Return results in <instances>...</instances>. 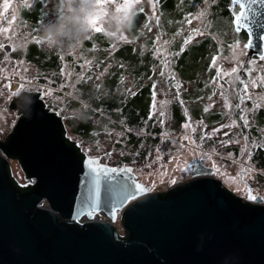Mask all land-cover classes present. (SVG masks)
Here are the masks:
<instances>
[{"label":"rangeland","instance_id":"374dc122","mask_svg":"<svg viewBox=\"0 0 264 264\" xmlns=\"http://www.w3.org/2000/svg\"><path fill=\"white\" fill-rule=\"evenodd\" d=\"M105 2L115 4L116 0ZM134 2L136 17L130 30H125L119 38H109L104 35V26L99 25L103 31L91 34L92 38L88 39L91 45L87 46L84 41L77 50L69 54L48 50L42 43L35 42L39 39L42 22L56 7V0H36L35 3L32 0H7L9 8L4 13L7 19L0 21V28L9 29L8 32H0V74H3L6 81L5 84H0V141L11 131L17 119V112L8 106L14 96L12 93H16L23 86L22 82L33 81L46 106L62 117L65 135L76 141L87 158H95L96 164H105L117 170L123 166L131 167L135 179L146 187L147 192L162 193L187 180L194 164L200 162L211 167L212 175L236 196L254 202L255 199L248 198L251 189L252 196H260L264 202V148L251 147L264 139L258 131L264 128V83L261 82L264 80V61L259 57L249 59L247 55L241 54L242 51L247 52V49H243L246 43L244 36L238 38L239 47H234L233 50L223 49L217 55L211 73H208L209 67L201 64L203 61H210L211 64L212 55L209 54L204 59L197 57L195 67L198 71L194 80L192 79L197 85L195 91L189 81L172 73L175 53L172 47L177 49L179 46L203 45L211 37L221 42L212 32H217L218 35L224 30L233 32V27L230 29L227 23L230 16L229 3L224 15L218 0ZM4 3L5 0H0V5ZM36 4L42 5V12H39L41 17L37 25L30 26L32 24L24 18L21 9L25 8L26 12H31ZM236 10L238 11L237 7ZM13 17L14 22L9 24L8 21H12ZM189 19L191 23L187 22ZM133 30L139 33L136 37L131 34ZM195 30L203 32L204 35H198ZM190 36L193 37L192 42L185 45L184 41ZM238 36H243V33ZM103 41L108 42L109 46L105 47ZM34 43L45 52L47 58L53 54L59 56L58 72L43 69L26 58L29 46ZM3 44L11 45L9 52L2 49ZM121 44L132 45V51L142 57L152 55L155 61L151 68L152 73L136 70L140 66L137 61L130 62L132 67L125 63L118 67V61L113 55L111 57V54L116 46ZM61 56L64 58L61 59ZM99 57H103L104 61L100 62ZM86 61H90L91 65ZM249 61L254 63L249 65ZM233 67L238 70L243 68L247 76L240 79L238 72L232 74ZM132 68L139 84L130 74ZM217 69L220 70V77L216 83H211ZM162 71L163 77L160 75ZM225 73L229 75H224ZM172 75L175 78L170 87L165 81ZM10 77H16L17 80L11 83ZM145 79L151 80L152 83L145 91L152 90L153 83H156L155 97L152 96L151 104L144 108L147 119L151 121L145 125L138 122V125L134 124L137 127H133L126 123V116L110 112L107 109V101L115 100L116 107L121 111L129 101L132 103V97L135 96L132 94L146 82ZM241 81L247 83L246 91ZM112 82H115V85L110 88ZM86 85L95 89V96L104 97L96 103L99 110L93 109L96 113L88 116L85 113L89 106L81 101L88 100L84 95ZM177 85L179 98L176 95ZM26 88L29 89L28 86ZM237 89L245 101L239 110L235 107L238 103ZM185 91L189 93L185 94ZM140 93L141 91H138V94ZM146 95L149 97L148 93ZM209 96L212 97L211 100L208 99ZM175 101H179L180 107H175L176 104L172 106ZM204 108L209 111L205 112ZM255 109H259L258 112L253 111ZM161 112L164 113L163 116ZM238 113L246 116L248 127H244ZM183 114L184 120L177 121ZM160 120L164 123L161 124ZM233 120L236 121L235 125ZM85 121L91 127L89 134H83L78 129ZM148 126L159 130L158 134L151 136L157 135V138H145ZM214 128H220V131L213 132ZM205 133L210 134L211 139L206 137L201 140L200 137ZM225 133L228 135L225 136ZM132 134L143 136V139L134 145L130 142ZM7 161L12 175L23 181L25 177L17 160L7 158ZM116 222V226H123L121 222Z\"/></svg>","mask_w":264,"mask_h":264},{"label":"water","instance_id":"95a60500","mask_svg":"<svg viewBox=\"0 0 264 264\" xmlns=\"http://www.w3.org/2000/svg\"><path fill=\"white\" fill-rule=\"evenodd\" d=\"M248 15L250 58L264 54V0ZM238 74L247 76L243 68ZM8 106L17 119L0 141V264H264L260 196L254 202L236 196L197 162L187 180L162 193L147 192L129 166L100 171L82 201L86 162L96 159L65 135L62 117L37 90L22 88ZM7 158L34 184L19 183L11 173L16 186ZM117 210L125 236L111 223ZM97 212L110 221L93 218Z\"/></svg>","mask_w":264,"mask_h":264},{"label":"trees","instance_id":"16d2710c","mask_svg":"<svg viewBox=\"0 0 264 264\" xmlns=\"http://www.w3.org/2000/svg\"><path fill=\"white\" fill-rule=\"evenodd\" d=\"M58 3V0H56ZM219 3L222 8L223 11L221 12L222 14L225 15L226 12V6L229 3V0H218ZM216 7V5H215ZM25 9V8H24ZM27 10L25 9L24 11H21L24 14V18L30 22L32 25H37L38 21L40 20V15L39 12H42V5H38L36 4V6L34 7L33 11L31 12H26ZM137 24H139V21H137ZM219 32V31H218ZM216 37H218L220 39L221 42H217L215 41L212 37L211 39H209V41H207L206 43H204L203 45H198V46H189V47H184V52L182 53V55H180L179 57H176L175 55L173 60H174V65H173V69H172V73H175L178 75V77L180 76L182 79L189 81L190 84L193 86V91H195V87L197 86L196 84L193 83L192 79L194 80V76L196 74V72L198 71L196 64H197V57H203V59L205 57H208V55H218L221 53L220 49H227V47L225 46L227 43H233L238 39V38H244V36L246 37V33L244 30H242L239 34L243 33V36H238V34H233V32L231 30H227L225 32V30L221 33V35H218L217 32H212ZM133 35V37H136L139 33L135 30L132 31L131 33ZM224 34V35H223ZM245 34V35H244ZM104 39V35H102V39ZM104 42V46L108 47L109 43L106 41ZM85 44L87 46L91 45V41L87 40L85 42ZM133 47L132 45H128V44H121L116 46V48L114 49V51L111 54L116 58V60L118 61V63L116 64L118 67L122 65V63H125L127 66L132 67L130 62H138L140 66H138V68L136 70H140V72L143 73H147V74H151V68L153 66V63L155 62L154 59L152 58V55L147 54L145 56H141L140 54L132 51ZM172 49L175 52H178L181 47L179 46L177 49H174V47H172ZM201 51V53H200ZM9 52V51H8ZM211 56V57H212ZM258 58L256 55H252V58ZM26 58L29 61L35 62L36 64H38L41 68L43 69H48V70H54L56 72H58L59 68H60V64H59V56L56 54L51 55L49 58L46 57L45 52L40 50V47L34 43L33 45L29 46L28 52L26 53ZM251 58V57H250ZM249 58V59H250ZM248 59V60H249ZM100 62L104 61L103 57H99L98 59ZM202 65H206L207 67H209L210 65V61H203ZM197 69V70H196ZM134 68H132L131 70V75L133 77V79L139 84L138 80L136 79V77L133 75L134 73ZM200 72H202V69H200ZM208 73H211V70H209ZM146 80V79H145ZM138 84L137 87H138ZM152 85L151 80H146L145 83H143L142 85L139 86V88H137L135 91V96L132 97V103L131 101H129L124 107L123 109L120 111L118 110V107H116L115 105V100H108L107 101V109L111 112H118L119 114H122L124 116L127 117V124L129 125H138V122H140V124L145 125L146 122H149L151 120L147 119V115L145 114V110L144 108L148 107L149 104H151V98H152V94H151V90L149 91H145L148 90L146 89V87L148 85ZM115 85V82H112L110 85V88H112ZM144 86V88H142ZM86 91H84V95H86V97H88V100H81L82 102H85L88 104V108L87 111L85 113L86 116L92 114V113H96L93 109L95 110H99L98 106H97V102L101 101L104 97L102 96V98H99L97 96H95V93H93V91H95V89H91L89 88L87 85L84 86ZM21 89V87L19 88ZM138 91H141L140 94H138ZM17 92V91H16ZM149 94V97L146 94ZM185 94H188V91L184 92ZM97 94V93H96ZM133 96V95H132ZM176 104V105H175ZM175 105V107H180L179 105V101H175L172 106ZM105 111V110H104ZM180 117V115L178 116V118ZM175 117V119H178ZM184 120V114L182 117H180L179 120L177 121H183ZM79 131L83 134H89L91 130L90 124L85 121L82 122L81 125H79ZM147 133L144 135L145 138H157V135H153L152 134H158L159 130L154 129V128H149L147 129ZM143 137V136H142ZM142 137H138L137 135H131L130 136V142L134 145H136L140 140H142ZM142 138V139H141ZM7 169H8V175L10 180L17 185V183L15 182V180L13 179L11 172L9 170V166L7 164Z\"/></svg>","mask_w":264,"mask_h":264},{"label":"clouds","instance_id":"9594fccd","mask_svg":"<svg viewBox=\"0 0 264 264\" xmlns=\"http://www.w3.org/2000/svg\"><path fill=\"white\" fill-rule=\"evenodd\" d=\"M136 17L135 2L123 0L108 4L105 0H58L54 10L40 27L39 39L48 50L74 52L92 34V21L104 26L106 37L119 38L130 30Z\"/></svg>","mask_w":264,"mask_h":264},{"label":"snow or ice","instance_id":"6c2138e0","mask_svg":"<svg viewBox=\"0 0 264 264\" xmlns=\"http://www.w3.org/2000/svg\"><path fill=\"white\" fill-rule=\"evenodd\" d=\"M33 3L36 2V0H32ZM42 2V0H41ZM131 2V0H123V3L125 5H128L129 3ZM213 2H215V0H213ZM257 2V0H229V12H230V16H229V19L227 21L228 23V26L229 28L231 29L232 25H235V28L233 30V34H239L241 32V30H247L248 29V26H249V15L248 13L249 12H252V5L255 4ZM239 6V10L237 11L236 10V6ZM9 8V4L7 3V0H5V3L3 5H0V21H3V20H6L7 17L4 15V13L7 12ZM246 8H247V11H246ZM253 15H255V13H253ZM15 20V17H13L12 21H8L9 24L13 23ZM188 23H191L192 21L189 19L187 21ZM92 24H93V28H92V33H100L103 31V29L99 26V24L97 23L96 20H93L92 21ZM9 29L8 28H0V32H8ZM197 32L198 35L200 36H203L204 33L199 31V30H195ZM91 35L88 39H91ZM213 39H215V37H213ZM193 40V37H189L188 39H186L184 41V44L185 45H188L192 42ZM36 43H41L40 39H36L35 40ZM165 43H167V41H165ZM252 45V40H251V33H249V40L247 43H245L243 45V49H248L249 47H251ZM229 50H233L234 47H239L240 46V41L237 39L234 44L233 43H227L225 45ZM184 47H181V49L178 51V52H175L173 53V55H175L176 57H179L180 55H182V53L184 52ZM220 51L222 52L223 51V48L220 49ZM69 54H71V52H69ZM242 55H247V52L246 51H242L241 53ZM61 59H63L64 57L61 56L60 57ZM259 59L261 61H264V55L260 56ZM212 63L209 65V70H211V68L215 65L216 63V60H217V55H213L212 58ZM86 63L90 66L91 65V62L90 61H86ZM254 61H249L248 64L251 65L253 64ZM122 66V65H121ZM239 70L238 68L236 67H233L231 72L232 74H235L237 73ZM220 70L217 69V73H216V76L212 77L211 78V83H216L217 82V79L218 77H220ZM250 74V73H249ZM160 75L163 77L164 76V72L162 71L160 73ZM224 75H229V73H225ZM262 76H264V73H262ZM83 78V77H82ZM174 75L172 76H169L166 78V83L169 84V86L171 87L172 86V81L174 80ZM89 79H91V77H89ZM123 79V78H122ZM149 79H151V77H149ZM262 83H264V80L261 81ZM242 84H244V90L246 91L247 90V83H245L244 81H241ZM23 86H21V89H22ZM177 87V98H179V85L176 86ZM21 89H18L16 93H12V95H17L19 93V91ZM155 89H156V83L154 82L153 83V86H152V90H151V94L153 96V98L155 97ZM2 94V93H0ZM46 94H51V93H46ZM132 95H135V93H133ZM237 96H238V103L236 104V109H241V105L244 104V99L243 97L240 96V90L237 89ZM197 99H202V98H197ZM209 100L212 99L211 96L208 97ZM181 103H183V101H181ZM259 109H255L253 111H257L258 112ZM204 111L207 112L209 111L208 108H204ZM244 111H247V110H244ZM239 114V113H238ZM164 113L161 112V116H163ZM149 119H151V116L149 117ZM239 119L243 122V125L244 127H248L249 126V121L248 119L246 118L245 115L243 114H239ZM161 124L164 123L163 120H160L159 121ZM233 125L236 124V121L233 120ZM185 127H190V125H185ZM193 131H195V129H193ZM220 131V128H214L213 129V132H219ZM258 131L260 132L261 134V137L264 138V128H260L258 129ZM228 133H225V136H227ZM208 138V139H211V136L210 134L208 133H205L204 135H202L200 137L201 140H204L205 138ZM185 139H187V137H185ZM247 139V137H246ZM251 147L253 148H256V147H259V148H264V139L261 140V142L259 144H252ZM95 164V161L92 160V159H89L87 162H86V165H87V171L85 172L84 174V178L82 180V188H83V191H82V195H81V199L82 201H87L88 199V196H89V190H90V180L91 182L95 183L96 182V177H98L99 175V172L100 171H104L105 174H107L108 171H116L115 169H99V168H93L92 165ZM136 188L137 190H141V186L140 185H136ZM98 194V193H97ZM248 198L249 199H256V197L252 196L251 194V189H249V193H248Z\"/></svg>","mask_w":264,"mask_h":264},{"label":"built area","instance_id":"2783aa9c","mask_svg":"<svg viewBox=\"0 0 264 264\" xmlns=\"http://www.w3.org/2000/svg\"><path fill=\"white\" fill-rule=\"evenodd\" d=\"M17 80V78L15 77V79L13 78V77H10L9 78V81L11 82V83H13L14 81H16ZM13 81V82H12ZM5 79H4V77H3V74H0V84H5ZM22 84H23V86L24 87H29V89H34V90H37V88L35 87V82H33V81H31V82H26V81H24V82H22ZM19 183H29V184H34V182H35V179L33 178H31V179H29V180H26V179H24L23 181H20V180H17ZM96 215H99V216H101L100 218H95V216ZM93 218H95V219H106V220H109V218H107L103 213H101V212H97V213H95L94 215H93ZM121 218H122V211L121 210H117L116 211V218H115V220L113 221V222H111L112 224H113V226L116 228V231H117V233L120 235V236H125L126 235V233L124 232V227L123 226H121V227H118V226H116V225H118V224H116V221H118V222H121L122 223V221H121ZM110 221V220H109Z\"/></svg>","mask_w":264,"mask_h":264},{"label":"flooded vegetation","instance_id":"af4514ba","mask_svg":"<svg viewBox=\"0 0 264 264\" xmlns=\"http://www.w3.org/2000/svg\"><path fill=\"white\" fill-rule=\"evenodd\" d=\"M236 7H237L238 10H239V6L237 5ZM24 10H25L24 8L21 9V11H24ZM38 22H39V21H38ZM30 26H33V25H30ZM34 27H36V26H34ZM3 45H4V44H3ZM32 45H33V44H32ZM19 49H20V48H19ZM20 50H21V49H20ZM23 55H24V53H23ZM256 56H257V57H260V56H258V55H256ZM251 58H252V56H251ZM258 154H259V153H258V150H257V156H258Z\"/></svg>","mask_w":264,"mask_h":264},{"label":"bare ground","instance_id":"6f19581e","mask_svg":"<svg viewBox=\"0 0 264 264\" xmlns=\"http://www.w3.org/2000/svg\"><path fill=\"white\" fill-rule=\"evenodd\" d=\"M117 223V222H116Z\"/></svg>","mask_w":264,"mask_h":264}]
</instances>
